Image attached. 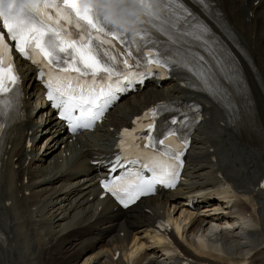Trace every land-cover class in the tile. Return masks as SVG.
Masks as SVG:
<instances>
[{
    "label": "bare ground",
    "instance_id": "obj_1",
    "mask_svg": "<svg viewBox=\"0 0 264 264\" xmlns=\"http://www.w3.org/2000/svg\"><path fill=\"white\" fill-rule=\"evenodd\" d=\"M217 2L243 43L232 51L244 66L254 103L247 113L242 110L246 127H239L240 113L234 121L216 102L209 101L193 134L184 171L191 189L183 187L180 192L212 188L210 204L199 210L214 216L206 218L200 211H190L184 201L168 204L167 195L143 199L130 212L112 210L106 198L95 196L87 158L96 144L105 147L115 131L142 108L180 93L176 87H148L120 102L96 129V138L104 142L84 143L82 149L79 140L64 141L53 119L44 117L45 147L37 152L38 142L31 143L30 149L25 144L26 138L32 140L28 131L36 125L31 118L35 108L28 101L38 103L35 112L43 105L38 101V88L29 83L23 92L22 127L16 135L10 133L0 158L4 169L0 264H171L180 259L188 264H264V182L258 185L264 178V145L249 138L257 133L264 143V91L238 51L246 50L250 62L264 75V0ZM98 205L97 216L102 217L88 229L67 232L86 211L87 219L91 217ZM162 217L174 222L176 235L167 232L170 246L150 230ZM40 229L49 236L47 240ZM44 244L50 246L47 251L40 249ZM51 250L57 258L48 255ZM166 250L169 256H165ZM115 251L118 255L113 258Z\"/></svg>",
    "mask_w": 264,
    "mask_h": 264
},
{
    "label": "snow or ice",
    "instance_id": "obj_2",
    "mask_svg": "<svg viewBox=\"0 0 264 264\" xmlns=\"http://www.w3.org/2000/svg\"><path fill=\"white\" fill-rule=\"evenodd\" d=\"M7 2V12L0 8V147L22 117L13 47L36 67L46 99L73 134L93 128L120 93L154 75H175L227 114L252 108L244 66L214 31L213 26L230 35L217 0H127L145 8L146 22L136 37L106 18L101 0H25L28 6L21 9L17 0ZM238 51L264 91V75L246 50ZM200 109L198 102L173 101L136 117L133 128L120 132L123 155H116L110 172L125 164L140 167L101 180L103 191L127 208L156 185L175 187L189 142L183 130L200 120ZM163 113L172 115L160 121Z\"/></svg>",
    "mask_w": 264,
    "mask_h": 264
},
{
    "label": "clouds",
    "instance_id": "obj_3",
    "mask_svg": "<svg viewBox=\"0 0 264 264\" xmlns=\"http://www.w3.org/2000/svg\"><path fill=\"white\" fill-rule=\"evenodd\" d=\"M28 6L25 0H17L15 7L21 9ZM9 3L0 5L5 12ZM100 7L104 10L106 18L114 25L136 37L140 27L146 22L145 8L139 4L128 3L127 0H101ZM154 7H157L154 5Z\"/></svg>",
    "mask_w": 264,
    "mask_h": 264
},
{
    "label": "rangeland",
    "instance_id": "obj_4",
    "mask_svg": "<svg viewBox=\"0 0 264 264\" xmlns=\"http://www.w3.org/2000/svg\"><path fill=\"white\" fill-rule=\"evenodd\" d=\"M47 136H48V134H47ZM46 136H44V138H45ZM44 142V143H43ZM38 146H37V148H38V151L37 152H39V151H41L42 150V148L44 149V147H45V141H44V139H42V141L41 142H38V144H37ZM45 151H47V150H45ZM47 155V154H46ZM43 156H45L43 153H42V156L41 157H43Z\"/></svg>",
    "mask_w": 264,
    "mask_h": 264
}]
</instances>
